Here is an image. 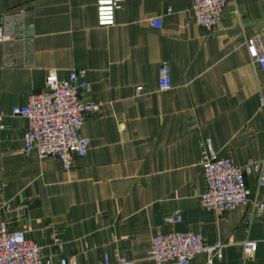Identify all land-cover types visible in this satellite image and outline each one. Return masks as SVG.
Here are the masks:
<instances>
[{
	"label": "crops",
	"instance_id": "obj_1",
	"mask_svg": "<svg viewBox=\"0 0 264 264\" xmlns=\"http://www.w3.org/2000/svg\"><path fill=\"white\" fill-rule=\"evenodd\" d=\"M189 3L124 0L115 23L99 26L95 0H0V19L17 38L6 57L0 44V226L24 230L43 259L156 264L152 234L179 229L224 242L212 264H264V210L243 202L219 213L197 196L207 137L239 166L264 162V70L245 45L247 35H264V0L228 1L211 28L196 23ZM155 16L161 27L148 21ZM162 62L169 90L158 87ZM78 68L88 83L82 99L101 105L80 130L86 154L67 170L24 150L26 119L12 108L41 90L51 69L67 79ZM256 178H246L250 196L264 199ZM176 209L179 221L164 220ZM246 239L256 241L250 255ZM206 258L200 251L187 264Z\"/></svg>",
	"mask_w": 264,
	"mask_h": 264
},
{
	"label": "built area",
	"instance_id": "obj_2",
	"mask_svg": "<svg viewBox=\"0 0 264 264\" xmlns=\"http://www.w3.org/2000/svg\"><path fill=\"white\" fill-rule=\"evenodd\" d=\"M230 0H190L193 18L202 27H214L223 7ZM124 0H95L96 18L99 26H111L115 23V12ZM154 26L161 27L163 21L158 16L149 17ZM16 35L7 31L0 19V44L7 49L16 41ZM245 45L254 67L264 70V35L261 31L245 37ZM158 87L169 90L172 87L171 70L166 62L159 67ZM84 68L72 69L67 79H59L51 69L44 87L28 95L23 105L12 108L13 115L26 119L23 133L24 150L35 151L39 157L55 156L64 169H69L77 158L83 157L89 147V139L80 133L86 117L99 110L101 101L83 100L82 93L87 90ZM142 87H136L140 93ZM264 107V100L261 98ZM205 153L201 159L204 185L197 194L202 206L222 212L243 202L252 203L256 211L264 210V199L251 197L246 184L249 174L256 173V182L264 186V162L248 159L239 166L228 156L219 155L213 148L210 137L205 140ZM169 223L180 220L179 209L164 216ZM264 240V224H263ZM224 242L208 243L197 231L167 230L152 234L148 257L156 264H187L197 252L207 254L206 264H212L214 257H222ZM256 241H243L242 251L250 255L255 251ZM104 257V264H110ZM0 264H75L72 259L59 257L53 260L43 259L38 243L28 237L24 230L10 231L5 225L0 226ZM113 264H135V260L118 255Z\"/></svg>",
	"mask_w": 264,
	"mask_h": 264
}]
</instances>
